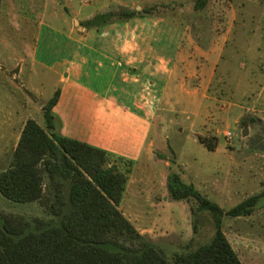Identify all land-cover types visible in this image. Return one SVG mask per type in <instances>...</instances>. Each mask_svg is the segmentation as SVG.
Returning <instances> with one entry per match:
<instances>
[{"label": "rangeland", "instance_id": "rangeland-1", "mask_svg": "<svg viewBox=\"0 0 264 264\" xmlns=\"http://www.w3.org/2000/svg\"><path fill=\"white\" fill-rule=\"evenodd\" d=\"M28 4L5 0L0 9V110H9L0 111V169L11 158L17 129L29 117L42 122L41 105L58 87L44 68L31 71L30 49L42 20L37 51L47 55L45 25L65 27V2L35 0L34 18L24 19L28 13L19 11ZM153 4L158 6L153 13L187 26L188 36L198 43L186 72L209 61L213 77L210 82L186 80L184 90L174 91L169 84L153 120L151 155L132 165L119 208L171 262L174 252L210 240L215 227L207 210L192 212L194 200L171 197L170 172L223 208L261 194L249 215L224 216L222 229L243 264H264V0H206L201 7L196 0ZM42 5L47 9L40 14ZM51 7L61 15L48 14ZM210 67L202 69L205 76ZM192 85H199L196 94L185 91ZM258 136L261 140L253 143ZM203 139L215 142L214 149ZM0 214L22 216L31 228L35 217L51 216L37 201L15 202L1 193Z\"/></svg>", "mask_w": 264, "mask_h": 264}, {"label": "trees", "instance_id": "trees-1", "mask_svg": "<svg viewBox=\"0 0 264 264\" xmlns=\"http://www.w3.org/2000/svg\"><path fill=\"white\" fill-rule=\"evenodd\" d=\"M205 1L196 0V6ZM156 8L117 6L83 24L97 27ZM59 94L57 87L42 103V122L26 119L8 164L0 169L3 196L15 202L37 201L51 216L35 217L31 228V221L22 216L0 214V264H243L223 232V217L249 215L261 194L223 208L178 172H170L171 197L194 200L192 212L207 210L215 227L210 240L174 252L170 262L119 208L135 159L62 134L53 111ZM202 141L214 149L215 142Z\"/></svg>", "mask_w": 264, "mask_h": 264}, {"label": "crops", "instance_id": "crops-1", "mask_svg": "<svg viewBox=\"0 0 264 264\" xmlns=\"http://www.w3.org/2000/svg\"><path fill=\"white\" fill-rule=\"evenodd\" d=\"M63 1L64 15L55 7L47 11L53 16L60 14L65 23L62 28L46 23L48 30L43 46L47 55H38L37 51L42 20L36 24V38L30 49L31 71L44 68L52 73L60 88L53 106L60 121V132L133 158L136 163L150 157L153 120L163 105L169 84L173 82L172 89L176 91L184 90L182 86L186 80L210 82L213 64L203 62L199 69L186 72L187 64H191L192 49H196L198 43L188 36L187 26L164 13L137 14L97 27L83 24L95 13L117 6L140 10L153 3L175 0ZM4 3L5 0H1L0 9L4 8ZM28 3L19 11L28 13L24 19L34 18L31 14L36 9L31 4L35 0H28ZM44 4L47 3L44 1ZM42 7L38 9L40 14L47 9L45 5ZM208 66H211L210 71H206L205 76L202 69ZM198 87L192 85L185 91L196 94ZM0 111L9 114L4 108ZM22 125L17 129L15 144Z\"/></svg>", "mask_w": 264, "mask_h": 264}, {"label": "water", "instance_id": "water-1", "mask_svg": "<svg viewBox=\"0 0 264 264\" xmlns=\"http://www.w3.org/2000/svg\"><path fill=\"white\" fill-rule=\"evenodd\" d=\"M245 130V129H244Z\"/></svg>", "mask_w": 264, "mask_h": 264}]
</instances>
